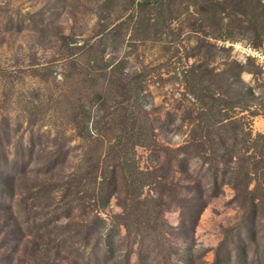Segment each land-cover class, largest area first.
Wrapping results in <instances>:
<instances>
[{
    "label": "rangeland",
    "instance_id": "rangeland-1",
    "mask_svg": "<svg viewBox=\"0 0 264 264\" xmlns=\"http://www.w3.org/2000/svg\"><path fill=\"white\" fill-rule=\"evenodd\" d=\"M256 0H0V264H264Z\"/></svg>",
    "mask_w": 264,
    "mask_h": 264
},
{
    "label": "built area",
    "instance_id": "built-area-1",
    "mask_svg": "<svg viewBox=\"0 0 264 264\" xmlns=\"http://www.w3.org/2000/svg\"><path fill=\"white\" fill-rule=\"evenodd\" d=\"M264 5V0H256ZM232 48L235 58L242 62L251 61L264 70V48L247 43L235 42L228 45Z\"/></svg>",
    "mask_w": 264,
    "mask_h": 264
}]
</instances>
